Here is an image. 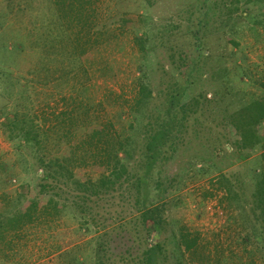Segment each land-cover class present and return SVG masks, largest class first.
Masks as SVG:
<instances>
[{
  "label": "rangeland",
  "instance_id": "1",
  "mask_svg": "<svg viewBox=\"0 0 264 264\" xmlns=\"http://www.w3.org/2000/svg\"><path fill=\"white\" fill-rule=\"evenodd\" d=\"M186 7L188 0H103L97 6L102 34L92 36L98 45L90 42L81 54L72 45L79 29L68 27L55 0H0V196L7 194L0 199V213L10 211L22 193L24 198L36 199L39 208L44 206L37 200L41 178L36 166L42 156L18 149V142L11 140L13 131L6 126L8 120L17 113L36 116L42 139H48L43 155L76 154L77 160L87 163L72 167L76 177L82 183L95 182L107 171L104 160L91 157L94 147L105 144V140L92 141L94 130L128 135L142 89L150 86L154 92L151 108L165 104L161 92L169 93L181 76L176 69L180 53L196 51V41L185 34ZM239 10L229 23L211 24L203 43L199 82L184 99V104L199 96L210 100L198 116L204 126L191 127L186 134L188 146L181 150L179 165L182 185L171 199L163 237L175 252L182 234L197 236L198 245L185 253L184 264H264V241L253 235L248 218H243L252 186L243 189L242 202L233 204L217 183L220 174L234 171L251 176L264 166V150L259 147L238 161L237 155H205L199 143L211 130L215 137L228 135L227 127L218 128L216 122H227L230 115L264 96V0L242 2ZM168 28L172 34L166 33ZM138 39L146 41L149 57L141 52ZM260 134L264 135V125ZM197 137L202 140L193 141ZM196 161L200 162L195 165ZM3 170L10 172L8 179ZM69 187L62 202L74 197V187ZM131 209L110 199L90 203L91 213L83 214L69 203L61 216L26 228L12 249L0 245V264H67L63 253L76 246L87 253V242L101 234L93 219L113 230L112 219L122 211L128 217ZM130 234L129 229L122 235ZM111 237L118 239L115 232Z\"/></svg>",
  "mask_w": 264,
  "mask_h": 264
},
{
  "label": "trees",
  "instance_id": "2",
  "mask_svg": "<svg viewBox=\"0 0 264 264\" xmlns=\"http://www.w3.org/2000/svg\"><path fill=\"white\" fill-rule=\"evenodd\" d=\"M101 2L103 0H55L58 12L68 27L79 29L72 45L81 50V54L86 53L90 42L94 43L93 46L98 45L92 36L102 34L97 25V6ZM242 2L250 5L254 0H188V7L183 12V15H188V30H185V34L196 41V51L191 55L180 53V64L176 69L181 71V76L173 83L169 93L161 92V96L167 98L165 104L151 108L154 92L150 86L142 89L132 109L135 123L128 135L109 129L107 133L94 130L92 141L102 143L105 140V144L94 147L96 153L91 157L104 160L107 171L95 182L82 183L76 177L72 167L87 165L85 160H77L79 158L76 154L63 155L62 158H47L43 155L46 151L44 144L48 139H42L36 116L17 113L8 120L6 126L13 131L11 140L18 142V149L28 148L42 156L36 166L41 178L37 186V200H41L44 206L39 208L36 199L29 200L24 198L27 196L23 193L19 194L15 203L11 204L12 209L0 213V245L12 249L26 228L44 218L61 216L68 209L69 203L80 213L89 214L90 203L97 205L102 201L118 199L121 204L131 206L130 215L124 216L127 214L124 211L114 218L115 214L112 215L116 226L113 230H108L110 226L104 221L98 224L93 219L99 230L104 232L87 242V253H82V246L63 253L61 258L67 264H184L185 253H191L198 245L197 236L182 234L175 252L168 249L163 237L169 221L171 199L182 185V167L179 165L182 164L181 150H186L188 146L185 144L188 141L186 134L191 127L204 126L198 116L210 105V100L204 96L195 97L188 104H184V99L199 82V70L205 59L203 43L207 40V31L212 29L211 24L214 21L218 24L221 20L229 23L240 11ZM169 30H166L167 34ZM84 33L86 36H82ZM172 37L176 38L175 35ZM137 44L144 56L149 57L146 41L138 39ZM175 57L172 58L175 60ZM226 121H217L216 126H226L228 135L215 137L211 130L204 141L199 137L193 140H202L199 142L201 153L208 155L212 152L217 157L237 155L238 161H243L255 149L260 147L264 150V135L260 134L264 125V96L245 105ZM66 124L65 121L63 125ZM261 159L264 164V153ZM9 173L3 170L4 179L9 178ZM217 183L233 204L242 202L243 189L252 186L251 199L242 208L248 217L243 215V218H248L253 235L264 241V166L253 170L251 176H244L237 171L220 174ZM70 185L74 187V197L62 202L64 195L69 193ZM6 196L3 193L0 199ZM129 229L132 234L124 237L123 232H129ZM114 232L118 239H112ZM120 246L124 250H120Z\"/></svg>",
  "mask_w": 264,
  "mask_h": 264
}]
</instances>
